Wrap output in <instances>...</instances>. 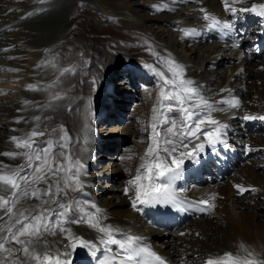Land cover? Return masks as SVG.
Instances as JSON below:
<instances>
[{
    "label": "bare ground",
    "instance_id": "bare-ground-1",
    "mask_svg": "<svg viewBox=\"0 0 264 264\" xmlns=\"http://www.w3.org/2000/svg\"><path fill=\"white\" fill-rule=\"evenodd\" d=\"M120 2L124 5H118ZM260 5H264V0H0V167L7 165L15 169L25 163L23 157L13 159L2 153L25 151L17 149L10 138L23 137L33 130L45 132L44 136L34 138L33 151L51 143L54 155L49 156L50 163H62L66 170L56 173L61 187L64 177L72 175L75 161L83 164L78 177L82 186L55 198L66 205L74 203L71 215L86 222L73 224L56 217L52 225L60 221L74 236L89 241L90 246H81L75 241L73 248L67 232L56 229V235H47L46 239L50 251L60 254L61 264H73L76 259L83 264H102L106 260L111 263L117 256L123 258L119 244L101 242L108 238L107 232L90 227L96 220L99 226L112 230V237L117 241L127 243L129 236L138 237L171 264H205L208 259H226L225 253L242 261L264 262V226L260 227L264 219V180L260 175L264 174V120L243 119L245 115L264 116V52L259 58L255 54L259 38L264 34V9ZM80 10L92 20L88 53H81L71 35L74 17ZM205 15L210 19H205ZM211 18H220L217 27H208ZM224 24L230 27L224 28ZM110 29L111 32L107 31ZM220 33L223 39L219 38ZM100 34H104V40L98 36ZM106 42L114 47L110 48ZM142 47L148 49L150 59H144L143 65H139L131 54L135 48ZM103 51L111 53V58L105 59ZM76 52L81 53V60L72 59ZM161 59H165V64L159 62ZM169 61L183 68V79L193 81V86H198L200 94L216 109L210 112L204 109L202 116L208 115L218 124L206 122L201 130L212 132L221 124L225 126L212 144L199 133L198 139L188 137L185 141L188 148L203 144V149L193 156L181 157L184 148H178L173 154L183 161L180 182L175 186L185 195L207 197L213 211L206 218H193L171 230L165 226L159 229L149 222L141 203L143 196L136 199V184L130 183L138 170L141 175L138 184L147 187L161 182L155 177L147 178V168L155 164L157 153L146 155V135H136V130L140 129L135 122L136 112L141 113L145 108L151 113L147 120L153 148L157 139L162 141L168 137L166 129L171 126L173 117L178 126L176 130L187 131V128H179L183 120L181 105L164 98L171 87L165 85L162 78L172 79ZM133 66L136 71L131 69ZM112 67L114 71L110 70ZM123 70L126 74L121 76ZM114 75L122 77L115 84ZM77 76L86 79L87 91L81 100L68 105L73 106V111L65 116L75 117L70 123L45 128L48 123L45 108L59 103L62 95L69 92L61 86V80L71 77L77 88H81ZM29 85L34 87L29 88ZM162 89H165L164 96ZM101 93L108 95L105 104ZM233 99L239 102L238 107L228 103ZM158 103L161 120L155 123L159 132L156 137L152 112L160 107ZM170 103L175 105L171 112ZM188 104L185 99L183 107ZM165 117H168L166 124L162 123ZM102 120L104 123L98 129L97 122ZM112 120L124 123V127L111 126ZM191 123L189 121V125ZM120 133L125 136H119ZM131 143L140 154L135 160L129 155L124 158L129 154ZM164 147L170 146L161 143L160 148ZM210 155L235 162L236 166L223 180L215 178L208 183L203 175V179L197 181L194 174H203L201 162ZM159 156L162 163L175 168L171 156L163 151ZM104 159L108 161L103 162ZM37 163L33 161L34 165ZM25 171L31 173L32 170L26 168ZM246 171L251 176L247 181ZM54 180L50 176L48 181H41L35 187L43 190ZM236 186L246 190L240 192ZM52 192L56 193L55 187ZM46 199H22L16 207L39 210ZM228 206L249 224H236V228L227 231L224 224ZM48 207L56 209L55 204ZM0 216H4L3 210ZM11 223L4 216L0 228L6 229ZM2 235L7 232L0 233ZM241 244L247 251L241 249ZM5 247L20 246L8 243ZM248 252L253 255L249 257ZM0 257H8V253L0 251ZM12 259L14 257H8L4 264H11Z\"/></svg>",
    "mask_w": 264,
    "mask_h": 264
},
{
    "label": "snow or ice",
    "instance_id": "snow-or-ice-1",
    "mask_svg": "<svg viewBox=\"0 0 264 264\" xmlns=\"http://www.w3.org/2000/svg\"><path fill=\"white\" fill-rule=\"evenodd\" d=\"M260 8L264 9V5H260ZM234 11V9H233ZM31 15V13H29ZM205 19H210L209 16L205 15ZM212 22L208 25L209 28H214L219 25V21L211 18ZM224 28L230 27L228 24L223 25ZM172 79L163 77L165 85H171L167 90V95L164 98L168 101H175L181 105L180 113L183 117L179 128H187V131H177V124L175 117L172 118L171 126L166 129V132L171 134V137H167L162 141L157 139L155 141L156 147L149 146L147 149L146 155H152L153 152H156V162L154 165H150L147 168L148 179L152 180L153 177L156 180L161 181L159 183H153L145 187L142 184H138L140 181L141 175L138 170L137 175L134 181L130 183L136 184V199H139L141 196L147 199H153L161 202H167L169 199L175 200V196L169 192L171 181L174 180L179 175L180 166L182 164L181 159H176L173 155L177 152L178 148L188 149L189 145L185 142L188 137H196L197 134L203 135L209 144L215 142L219 139V134L221 128L225 127L220 125L215 128L214 131H202L201 126L206 122L211 125L218 124V121L210 118V116H202V111L208 109L210 111H215L212 104L206 100L203 95L198 91V86H193V81L190 79H183V68L176 64L173 61H169ZM65 71H70L65 69ZM29 88H33V85H29ZM165 89L161 90V95H164ZM57 99L59 97H56ZM185 99L189 101L188 107H183ZM25 103H28L25 101ZM232 107H238L239 102L235 99L228 102ZM175 107L174 104L170 103L168 106L169 112ZM223 110V109H219ZM36 119H39L37 117ZM245 120L249 119H262L264 116H249L245 115L243 117ZM189 121L192 123L189 125ZM19 122V121H18ZM162 123H168V117H165ZM153 133L156 137H159V132L156 131V124L152 125ZM45 132L43 131H31L30 133H25L23 137L13 136L11 141L15 143L17 149H24L22 152H4L2 155L11 157L15 159L16 157H23L25 160L24 164L17 165L15 169L10 166L4 165L0 167V210L4 211V216H6L12 223L5 229L0 228V233L7 232V235L0 236V251L7 252L8 257H14L11 260V264H32V261H35L36 264H61L59 255L54 254L50 251V245L46 239L47 235H56V229L61 233L67 232L68 237L73 241L71 247L75 248L78 241L81 246L88 247L90 242L84 240L79 236H74L70 229H66L62 226L60 221H57L55 226L52 225V220L56 217H62L65 221L79 224L86 222L82 218H76L72 216L71 213L75 210L74 203L63 204L58 199L55 198V195L63 193L67 195V190H78L82 186V182L78 179L80 171L83 169V164L79 160L75 161L74 171H72L71 176H66L63 179V187H61L60 178L56 177V173L65 172V168L62 163H50L49 156L54 155V146L51 143L46 144L44 147L39 148L36 151H33L35 147L34 138L37 136H44ZM222 142V141H221ZM169 145L170 147L160 148V144ZM63 147V145H61ZM203 149L202 143H197L190 151L181 152V157H191L195 153ZM163 151L172 157V164L175 165V168L169 167L167 164L161 162V157L159 152ZM33 161H38L39 163L33 164ZM32 170L31 173L26 172L25 169ZM153 168L156 171H153ZM52 178H55L54 183L49 185V187L41 190L40 188L35 187V185L41 181H48ZM75 185L76 187H73ZM56 188V193L52 192V188ZM240 192L245 191L246 189L236 186ZM127 191V189H126ZM22 194V195H21ZM44 197L48 199L44 200V205L39 209L35 208H17V204L20 203L22 199H35L40 200ZM145 202L144 200L141 203ZM201 203H207L202 201ZM49 204H55L56 209L48 207ZM133 208L136 207L135 200L133 201ZM211 207V205L209 206ZM99 212V209H97ZM4 216H0V221L4 220ZM90 227L98 228V231L101 233H106L108 238L102 240L101 242L108 244H119L121 251L124 253L123 258L118 261L113 259L111 264H165L163 258H161L156 253L152 252L147 247L134 248L131 245L139 240L138 237L127 238V243L119 242L112 237V230L106 229L103 226H99V221L90 223ZM15 228V231H13ZM8 243H14L19 245V248L13 249L5 247ZM241 249L247 251L245 246L241 244ZM67 255V253H63ZM95 255V252H93ZM253 254L248 252V256L251 257ZM8 257H0V264H4L5 260ZM226 259H208L205 264H264L254 259H244L243 261L239 258H234L231 253H225ZM102 264H109V261H103Z\"/></svg>",
    "mask_w": 264,
    "mask_h": 264
},
{
    "label": "rangeland",
    "instance_id": "rangeland-1",
    "mask_svg": "<svg viewBox=\"0 0 264 264\" xmlns=\"http://www.w3.org/2000/svg\"><path fill=\"white\" fill-rule=\"evenodd\" d=\"M122 4L124 5L123 2L122 3L121 2L118 3V5H122ZM107 9L109 10V7H107ZM74 20H75V22L72 25L73 30H72V34H71L72 35V39H74L75 43H77L76 44V47L81 49V53L83 51H86V53H88V51L90 50L89 49L90 33L92 32V29H93L92 26H90L91 23H92V20L90 18H88L87 13L84 12V11H82V10H80L79 11V14L74 17ZM107 31L111 32L112 30L110 29V30H107ZM133 32H135V31H133ZM98 36H100V38L103 39V40L105 39L103 37L104 34H100ZM107 43L108 42H106V44ZM108 46L110 48L114 47V45H111L109 43H108ZM103 52H104V58L105 59L111 58V56H112L111 53H109L108 51H103ZM147 52H148V49L146 47H142L140 49L139 48H135V52L132 53L131 55L134 57L135 60L139 61L140 62L139 65H141L142 64V61L144 59H145V61H148L150 59L149 56H148L149 54ZM81 53L76 52V54L72 57V59H74V60H79L80 59L81 60L82 59ZM76 58H79V59H76ZM97 61H100V59H97ZM162 61L165 64V59H161L159 62H162ZM135 66H137V65H135ZM124 68H127V66H125ZM111 69H113V71L115 70V68H113V67L110 68V70ZM131 69H134L135 70V67L133 66V67H131ZM117 70L115 71V74H116ZM121 74H122L121 76L125 75L126 74V71L123 70ZM80 77L81 76H77V79L76 80H79ZM64 78L65 79L61 80L60 84L64 88H67L68 89L69 92H66V93H68V96L65 93V91H66L65 90L63 92L65 94L62 95V98L61 99L59 98L60 99V102L59 103L57 102L55 104H50L48 107L45 108V110H44V116L48 120V123H45L46 124V127L45 128H47V127H49L51 125H55V124H58L59 125V124L65 123V122L66 123H68V122L70 123V119L73 118V117H75V116H71V117H68L67 118L65 115L67 113H69L70 111H73V109H72L73 106L70 107L72 105V103L74 101L78 100V99L81 100L84 97V93L87 91L86 86H85V82H86L85 80L86 79L84 77L80 78V80H79V83L81 84V88H77V86L75 84L76 81L72 82L71 77H64ZM121 78L122 77H116L114 75L113 84H115V82L118 81V80H120ZM70 89L72 91H70ZM110 89H111V84H110ZM136 89L139 90L140 87L139 88H136ZM101 94H102L101 95V98H102V101L104 103L105 102V98L108 95H107V93H101ZM113 96H115V94ZM159 99H161V96L159 97ZM80 103L81 102L77 103V106H79V107L82 106ZM158 104L160 105V103H158ZM68 105H70V106H68ZM73 105H76V104H73ZM91 105H92V103H91ZM160 108H161V105H160V107H157L154 112H152V116H154V120H155L154 123H157V120H159L158 122H160V120H161L160 117H159L160 116L159 115ZM102 109H103V105L101 107V112H102ZM150 114L151 113H149V111L147 109L143 108L142 111H141V113L136 112V117H135V122L137 123V126L140 127L139 130H136V133H137L136 135H140V136H143L144 134L146 135V139H144L146 141L144 142V144H145V148H147V149L149 148L150 145L151 146L154 145L153 138H151L148 135L149 134V130L151 131V129L149 127V122L147 120L149 118ZM103 123H104L103 120L102 121H98L96 127L98 129L101 128V126L103 125ZM109 124H111V126L118 125V126H120V128H123L124 127V123L117 124L114 120L110 121ZM143 125H144V127H143ZM118 135L119 136H125L124 134H121V133L118 134ZM45 145L46 144H43L42 146H45ZM134 148H135L134 147V143L133 144L131 143V148H130V151L128 152L129 154H126L124 156V158L127 155H129L130 156L129 157L130 159L135 160L136 156H139L140 154H139V152H138V150L136 148H135L136 151H134L135 150ZM145 159H146V157H145ZM262 159H264V158H262ZM107 161H108V159H104L103 160V162H107ZM255 172L258 173V171L256 169H255ZM260 175H261V178L264 180V178H263L264 174H260ZM245 176H246V178H245L246 181L249 180L250 177H251L248 171L245 172ZM243 185H245V183ZM257 190L260 191L259 189H257ZM227 209H228V214H227L228 217L226 218L227 220H226V222L224 224V226L227 229V231H231V229L236 228V226L238 224H240L242 226H244L247 223L249 224V222L246 221L242 216H240L238 213L233 212L232 209L230 208V206H228ZM204 220H206V219H204ZM263 226H264V219H261L260 227H263ZM159 229H161V228H159ZM170 240H172V238H170ZM73 264H83V263H82L81 260H77L76 259Z\"/></svg>",
    "mask_w": 264,
    "mask_h": 264
}]
</instances>
